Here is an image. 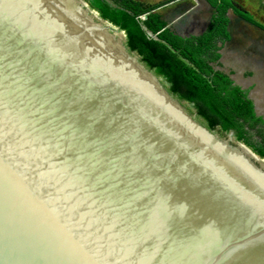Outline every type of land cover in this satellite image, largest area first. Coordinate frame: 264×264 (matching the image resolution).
<instances>
[{
    "label": "water",
    "instance_id": "obj_1",
    "mask_svg": "<svg viewBox=\"0 0 264 264\" xmlns=\"http://www.w3.org/2000/svg\"><path fill=\"white\" fill-rule=\"evenodd\" d=\"M167 85L86 0H0V264H264V159Z\"/></svg>",
    "mask_w": 264,
    "mask_h": 264
},
{
    "label": "trees",
    "instance_id": "obj_2",
    "mask_svg": "<svg viewBox=\"0 0 264 264\" xmlns=\"http://www.w3.org/2000/svg\"><path fill=\"white\" fill-rule=\"evenodd\" d=\"M86 1L102 19L126 33L129 49L164 79L172 94L191 103L209 129L219 127L223 132L233 131L237 141L264 159V119L256 115L254 102L248 98L249 90L235 84L232 72L215 68V65L222 66L218 44L221 42L223 46L230 39V20L226 13L228 9L235 8L230 1H213L218 17L199 37H179L170 29H165V23L156 20L158 16L151 15V21H147L146 25L152 33L158 34L157 39L143 29L138 18L140 12L132 15L128 10H117L104 0ZM240 16L258 25L249 14L240 13ZM179 55L190 65L181 62ZM256 136L259 139H255Z\"/></svg>",
    "mask_w": 264,
    "mask_h": 264
},
{
    "label": "rangeland",
    "instance_id": "obj_3",
    "mask_svg": "<svg viewBox=\"0 0 264 264\" xmlns=\"http://www.w3.org/2000/svg\"><path fill=\"white\" fill-rule=\"evenodd\" d=\"M233 1H230L233 5L238 2L245 4L243 6L246 11L243 10V13L249 14L258 25L237 18L234 15V8L228 9L226 17L231 15L229 31L233 35V41L226 42L223 46L221 42L218 44L221 47L219 53L224 56V59L221 62L222 66L215 65V68L226 73L232 72L231 78L236 81V84L244 90H249V96L252 99L259 98L260 106L264 109V0H236L238 2L235 3ZM253 58L255 62L252 64ZM250 72H252L251 76H249ZM164 83L167 84L165 81ZM184 104L188 112L193 114L194 106L189 105L188 102ZM258 109V114L264 115V110H261L259 106ZM216 130L222 137H226L220 128Z\"/></svg>",
    "mask_w": 264,
    "mask_h": 264
},
{
    "label": "crops",
    "instance_id": "obj_4",
    "mask_svg": "<svg viewBox=\"0 0 264 264\" xmlns=\"http://www.w3.org/2000/svg\"><path fill=\"white\" fill-rule=\"evenodd\" d=\"M104 1L109 3L112 7L116 8L117 10H128L129 13L132 15L140 12L138 18L142 24L143 29L148 33L150 37L155 39H157L158 34L152 33L146 25L147 21H151V19H149L151 15L158 16L159 18H157L156 20L165 23V29H170L175 35L182 38L199 37L203 35L209 29V27L214 21V18L217 15V6L213 4L214 0ZM233 2L235 3L238 1L234 0ZM235 5L241 7L235 8L237 16L241 18L240 13L243 14V10H245V7L243 5L245 4H241L240 2H238ZM229 17L230 15L227 16L228 19H230ZM195 30L196 32H194ZM229 33L231 37L232 34L230 31ZM251 75L252 73L249 74V76Z\"/></svg>",
    "mask_w": 264,
    "mask_h": 264
},
{
    "label": "snow or ice",
    "instance_id": "obj_5",
    "mask_svg": "<svg viewBox=\"0 0 264 264\" xmlns=\"http://www.w3.org/2000/svg\"><path fill=\"white\" fill-rule=\"evenodd\" d=\"M7 135L10 138L9 143L15 147H19V141L17 140L18 135L20 137V140L24 139V134L23 133H17L15 128L12 127L11 125L9 126V131H8ZM4 136H5L4 121H3V119H0V154L3 153V149H4ZM29 149L31 151L30 147H29Z\"/></svg>",
    "mask_w": 264,
    "mask_h": 264
},
{
    "label": "flooded vegetation",
    "instance_id": "obj_6",
    "mask_svg": "<svg viewBox=\"0 0 264 264\" xmlns=\"http://www.w3.org/2000/svg\"><path fill=\"white\" fill-rule=\"evenodd\" d=\"M234 6H235V8H241V7H239L238 5H235L234 4ZM234 8V15L237 17V18H239L238 16H237V14H236V9ZM231 16V15H230ZM230 19V21L232 20L231 19V17H229ZM230 21H229V25H231L230 24ZM228 25V26H229ZM233 41V35H231V40L230 41H228V42H232ZM229 58V57H228ZM222 59H224V56H222L221 55V58H220V60H219V62L221 63L223 60ZM253 62H255V60H254V58L252 59V64H253ZM222 64V63H221ZM249 73V72H248ZM250 73H252V72H250ZM234 80V79H233ZM235 82V84H236V81H234ZM238 85V84H237ZM240 86V85H239ZM248 98L249 99H251L253 102H254V110H255V112H256V115L258 116V117H262L263 119H264V115H262V114H258V112H257V109H258V106H259V108L261 109V110H264V109H262V107L260 106V99L259 98H254L253 97V99H252V97H250L249 95H248ZM256 101H257V103H256ZM189 105H192L191 103H189ZM196 110V109H195ZM259 110V109H258ZM199 117V116H198ZM200 118V117H199ZM200 119H202V118H200ZM202 121L204 122V120L202 119ZM205 123V122H204ZM206 124V123H205ZM219 128V127H218ZM221 130V129H220ZM221 132H223V131H221ZM231 132V131H230ZM233 132V131H232ZM224 134H226V136L229 134V132H223ZM234 133V132H233ZM234 137L236 138V136H235V133H234ZM255 139H259V137H254ZM237 140V139H236Z\"/></svg>",
    "mask_w": 264,
    "mask_h": 264
},
{
    "label": "bare ground",
    "instance_id": "obj_7",
    "mask_svg": "<svg viewBox=\"0 0 264 264\" xmlns=\"http://www.w3.org/2000/svg\"><path fill=\"white\" fill-rule=\"evenodd\" d=\"M116 35H117V37H118V40H117V44H118V47L119 48H121V45H120V43H119V41H124V39H125V35H124V33H116ZM117 44L116 43H113V44H111V45H109V46H112V48L114 49V48H116V50H117ZM112 49V50H113ZM131 62V61H130ZM134 64V63H133ZM136 65V63L134 64V66ZM136 67H138V66H136ZM133 69H134V67H133ZM134 71L135 72H137L138 74L140 73L139 71H137V70H135L134 69ZM162 103V102H161ZM163 104V103H162ZM164 105V104H163ZM186 127H188L187 125H186V123H185V121L184 120H180ZM262 167H264V165H261ZM256 188V187H255Z\"/></svg>",
    "mask_w": 264,
    "mask_h": 264
}]
</instances>
